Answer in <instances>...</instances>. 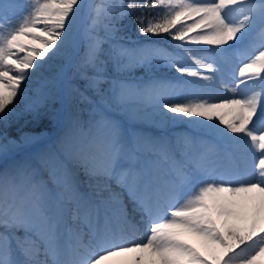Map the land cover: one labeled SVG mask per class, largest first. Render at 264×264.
Returning a JSON list of instances; mask_svg holds the SVG:
<instances>
[{"label": "snow or ice", "instance_id": "snow-or-ice-1", "mask_svg": "<svg viewBox=\"0 0 264 264\" xmlns=\"http://www.w3.org/2000/svg\"><path fill=\"white\" fill-rule=\"evenodd\" d=\"M84 8V0H0V120L18 97L37 115L76 95L94 103L87 131L79 115L70 117L63 151L90 192L58 153L37 161L53 188L37 167L0 170V264H264V0H97L81 31ZM129 16L141 35L181 43L173 51L121 43L119 25ZM232 55L244 61L234 85L223 72ZM109 63L177 76L114 80L105 92ZM70 69L98 100L71 84ZM220 89L232 95L217 103ZM180 94L190 98L174 99ZM110 107L161 127L187 117L197 132L146 136ZM144 107L152 111L141 117ZM12 143H0V153ZM253 150L251 166L245 154L257 159Z\"/></svg>", "mask_w": 264, "mask_h": 264}, {"label": "bare ground", "instance_id": "bare-ground-1", "mask_svg": "<svg viewBox=\"0 0 264 264\" xmlns=\"http://www.w3.org/2000/svg\"><path fill=\"white\" fill-rule=\"evenodd\" d=\"M196 31H199V30H196ZM190 35H195V32L190 33ZM158 39L159 38L157 36L156 37L144 36V37H138L137 39H130V38L124 37L120 42L127 44L130 47L135 46V45H153L157 47ZM170 43H173V45H177L181 42L172 41ZM189 46L190 47H212L208 45H199V46L189 45ZM234 56L237 58V61L230 57L228 63L223 65L225 82L229 83L230 85H234V83L242 79L241 77H239V67L242 66L244 61L239 56H236V55ZM130 71L131 70L125 71V73H123V75L120 76L119 78L120 81H125L129 84H142V83H147L154 77L171 79L177 76V74L173 70H170V71L168 70L167 73L164 72V70L162 69L149 70L146 72L144 71V73H142L141 75H137L138 72L136 70H133V74H130ZM185 78L188 79L187 77ZM251 83L252 82L249 81V84ZM244 87L245 85H240L241 90H243ZM82 93L86 94L88 92L85 89L83 90ZM95 95H93L91 98V101L93 102L99 99L98 95L96 96ZM231 95L232 94L227 92L225 89H220L215 94L216 96L215 102L219 103L221 98L229 97ZM186 98H190L188 94H180L174 97V99L176 100H185ZM59 103H61L62 105L61 111L63 112L62 119H61L60 135L55 140H51L49 142L45 141V142L35 143L33 140H31V142L32 141L34 142V145L31 146L29 149H24L18 152L17 155L13 157V159H7L5 161H1L0 170L1 168L11 167L15 165H31L33 167H37L40 172V178H42L44 181L47 182L49 188H53L54 187L53 178L49 174L48 166L44 164H39L37 161H38V157H40L41 155L49 154V153H58V154H61V158L66 164L68 172L72 175L74 181L77 183L80 190L83 192H90L91 189L88 187V184H89L88 178L84 175L82 169L79 168L74 163H72L70 160H68L66 156H63V151L66 147L65 142H64V133L68 126L70 117L73 115H76L77 106L75 107L76 104L74 103V99H73L70 103L67 100H65L64 102H61L60 100H58L56 103L46 108L49 109L51 112L56 113L57 111L56 107ZM92 105L94 107V103H92ZM107 111H108V114L111 115L117 121L121 122L124 125H128L131 129H134L136 132L146 135V136H152V137L166 136L169 139L174 140L179 135H182V134L192 135L197 132V129H195L193 125L188 122L189 118L187 117H185L182 121L177 120L174 123H169L161 127L151 118L145 117V118H142L136 121H129L128 116L123 111H118L116 113L112 112L109 109H107ZM151 111H152L151 108L144 107L142 108L140 115L141 117H144V114L146 112L150 113ZM223 112L225 113V119L231 118L230 115L228 114L227 109L223 110ZM168 115H174V114H168ZM221 127H223V125H221ZM76 139L77 137H73V140L70 141L69 143H75ZM16 146H17L16 144H13L12 147H10L9 151L15 149ZM245 155H246V162L250 164L251 166H254L258 162L259 153L255 152V150H253L252 155L257 157V159H252L251 156H248L247 153ZM223 162L225 164L227 163L226 160ZM244 163H245L244 161H239V160L237 161V164L240 167H243ZM131 207H132L131 203H129L128 204L129 212H131ZM142 233H143V229L141 230V234ZM136 238L138 239L139 237H136Z\"/></svg>", "mask_w": 264, "mask_h": 264}, {"label": "rangeland", "instance_id": "rangeland-1", "mask_svg": "<svg viewBox=\"0 0 264 264\" xmlns=\"http://www.w3.org/2000/svg\"><path fill=\"white\" fill-rule=\"evenodd\" d=\"M97 0H85L84 5L85 8L81 14L80 20V27L81 31L87 28L88 24L90 23L89 18V9L88 6L95 4ZM127 2V0H125ZM120 31L118 36L130 38V39H137L138 37L144 36H152L158 37L157 40V47L166 48L168 51H173L175 45H173L171 38L167 36L166 33H161L159 35H141L137 30V24L135 23L134 17L129 16L125 20H123L120 25ZM166 36V37H165ZM163 40V41H162ZM166 41V42H165ZM166 43V44H165ZM81 53L83 52V47L80 49ZM232 59L237 61V58L232 55ZM236 58V59H235ZM164 70V72H168L169 69L160 68ZM133 70H136L138 73L137 75H141L144 71L149 70H157L156 68L148 69L145 67H136L131 69L130 74H133ZM139 70V71H138ZM170 71V70H169ZM174 71V70H173ZM125 71H117L115 66L111 63L107 65L106 76L107 82L101 85V88L107 92L112 87V82L120 81V76L123 75ZM69 81L71 84L78 88L80 92L85 90V81L80 79V77L76 74L75 69H70L67 73ZM186 79V78H184ZM35 80V81H34ZM37 77L33 76V79L28 82L29 91L28 95L32 96L35 87H36ZM34 83V84H33ZM35 85V86H34ZM88 93H83L85 96L91 98L96 93L90 89H86ZM97 95V94H96ZM95 95V96H96ZM19 102L16 103L13 112L7 117L6 120H0V143H8L9 141H14V143L8 145V150L6 153H0V163L1 161H5L7 159H13L17 155L18 152L29 149L31 146L34 145V142H49L51 140H55L60 135V127H61V119L63 112L61 111V103L57 105L56 113L51 112L49 109L41 108L40 114L37 115L31 111H29L26 107L28 101L18 97ZM74 103L77 106L76 115H79L81 122L84 125V130H87L88 122L91 119V112L93 109L92 102L89 100H81L78 95H76L74 99ZM112 112L116 113L118 110L115 108H108ZM36 139V140H35ZM30 140V141H29ZM31 140H33L31 142ZM13 144H16V148L9 151L10 147ZM3 168H1L2 170Z\"/></svg>", "mask_w": 264, "mask_h": 264}]
</instances>
